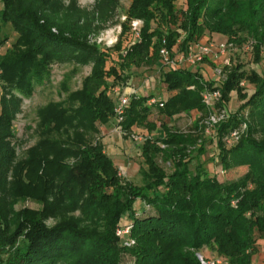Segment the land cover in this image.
Masks as SVG:
<instances>
[{
  "label": "trees",
  "instance_id": "trees-1",
  "mask_svg": "<svg viewBox=\"0 0 264 264\" xmlns=\"http://www.w3.org/2000/svg\"><path fill=\"white\" fill-rule=\"evenodd\" d=\"M0 4V22L9 25L25 47L23 52H8L0 59V264H120L124 253L133 257L134 264H199L195 254L204 247L227 264H251L257 253L255 236L264 242V139L254 138L264 132V70L261 75H245L237 65L227 68L226 80L216 87L213 81H203L198 66L165 68L161 81L173 93L165 101L147 105L153 95L130 98L124 119L117 124L123 132L134 127L155 129L149 122L152 107L169 119L181 113L205 112L200 97L205 88L219 90L222 101L237 91L242 102L219 127V145L240 123L245 122L248 129L246 137L230 149L222 143L218 153L224 170L244 166L247 173L235 181L220 182L200 164L190 170L193 158L204 152L201 145L190 158L186 150L194 141L161 125L164 136L140 147L147 168L139 171L142 185L135 186L117 178L118 168L101 143L91 145L86 140L97 133L96 123L107 124L113 116L115 104L107 88L112 89L118 76L113 68L110 75L105 73L104 54L87 38L115 22L118 1L93 0L90 8L81 7L77 0H0ZM186 6L183 21H179L176 0H132L128 19L142 20L145 25L140 42L128 47L126 61L135 63L148 56L155 60L162 40L168 50L177 45L180 52L198 43L204 34L225 36L233 45L240 42L235 41L239 31L256 40L255 61L259 62L264 0H186ZM167 23L176 28L163 33L160 25ZM5 39H0V46ZM53 64L88 66L90 75L83 90L70 95L73 102L79 101L77 107L59 106L46 113L47 129L51 127L52 133L40 144L39 157L32 156L26 165V177L37 173V168L41 174L30 176L37 180L33 185L26 183L24 196L41 184L52 202L35 216L28 218L24 211L18 218L15 205L25 183L20 185L17 176L18 143L13 125L22 112L23 99L47 78L48 65ZM107 75L114 76L111 84ZM242 80L254 85L250 96L241 93L238 84ZM245 109L247 120H242L238 111ZM69 132L72 135L62 137ZM159 155L172 163L170 173L155 162ZM71 157L77 158L72 166L66 162ZM77 200L83 203L79 209L95 215L91 222L99 217L101 230L44 225L42 216ZM128 213L132 215L126 238L135 240L132 249L123 247L114 235Z\"/></svg>",
  "mask_w": 264,
  "mask_h": 264
},
{
  "label": "rangeland",
  "instance_id": "rangeland-1",
  "mask_svg": "<svg viewBox=\"0 0 264 264\" xmlns=\"http://www.w3.org/2000/svg\"><path fill=\"white\" fill-rule=\"evenodd\" d=\"M81 7L90 8L93 0H77ZM118 8L115 22L107 29L100 32L97 35H91L87 38V41L95 45L105 56L106 63L104 66L105 73H109L112 68L118 74L116 80L113 81L112 89L107 88V94L116 104L118 96L123 95L129 98L135 95H153L156 101H165L169 95L173 94L166 90L165 85L161 81V73L165 70L160 64L159 55L155 60H149L145 58L138 60L135 63L126 61L128 47L133 43H139L141 39V30L145 23L139 19H128L129 11L132 5V0H117ZM176 8L178 13L176 14L179 21H183V13L186 11V0H176ZM1 10V4H0ZM158 17L156 18V22ZM133 21H139V37L135 38L131 23ZM163 26V33H168L169 30H174L176 26L171 23H167ZM159 26V27H160ZM154 26H152L153 28ZM151 28V29H152ZM182 33V32H181ZM182 36V34H180ZM215 34H204L198 40V43L213 42L215 44H224L227 42V38L222 36L218 40L214 41L213 36ZM218 35V34H217ZM4 37V43L0 46V59L4 57L8 52L20 53L25 51V47L21 42L17 40V36L9 25H4L0 22V39ZM240 41L239 43L231 44L227 55L223 58H205L198 66L204 65L206 68V74L203 81H213L214 84L220 86L227 78V72L230 67L236 65L244 71L245 75L250 72H255L257 75H261L264 70V44L259 47V62L255 61V44L256 40L246 38L245 33L237 32L236 36ZM240 39V40H239ZM155 43V39L152 40ZM172 53L178 52L177 45L172 48ZM149 54H153V50L150 49ZM225 61L227 64H225ZM161 66V68H160ZM219 68L221 70L219 75L214 73V69ZM160 68V69H159ZM227 69V70H226ZM48 76L41 84H35L32 95L29 98H24L22 102V112L19 114L14 122L13 130L15 140L18 143L17 149V161L16 170L17 176L20 177L19 184L25 183L20 187L19 192L22 193V197L19 198L15 205V212L18 218L27 211L26 217L35 216L36 213L42 212L46 208V203H51L52 198L46 195L43 188L40 186L34 187L32 194L25 195L26 183L31 185L35 184L36 177L39 173V168L36 169L37 173L30 174L29 178L25 176L26 165L32 156L39 157L38 153L42 151L40 144L50 136L51 127L47 129L46 113L52 110L54 107L61 106L62 108L71 109L77 107L79 101H72L70 95L74 92H81L84 88L85 79L90 75V67H78L72 64L63 65H48ZM109 71V72H108ZM107 75V82L112 83L114 76ZM147 84V85H146ZM238 87L242 89V94L250 96L254 91V85L250 84L247 80H242ZM114 89H119V94L113 92ZM205 88L200 92L215 91ZM219 98L212 101L209 106H205V112L199 113L192 111L190 113H181L172 118H166L161 116L155 107L151 108L149 116V122H151L156 128L149 131L144 128H131L129 132L121 131L114 121V114L110 118L107 124L96 123L97 133L87 136V141L93 145L95 143H101L104 153L111 159L114 165L118 168L117 178L121 181H129L135 186L142 185V180L139 174L141 169H146L144 159L141 155V146L144 144H136L129 140L131 134L139 136H146L147 140H155L164 136V129H168L170 132L187 136L194 141L193 145L187 147L186 155L190 158L196 155L199 145L203 147V154L197 159L193 158L190 165V170H193L196 164L202 165L210 174L220 182L235 181L247 173V168L244 166H231L229 169L224 170L220 164L218 153L219 146L223 143L226 149L233 147L241 138L247 135V124L245 122L240 123L237 128L230 130L226 133L219 145L218 129L222 123L227 122L231 115L236 113L241 101L237 91H232L227 101L221 100V93L219 90ZM202 99V98H201ZM73 102V103H72ZM148 105V104H147ZM45 113V114H44ZM239 117L242 120H247V109L238 111ZM44 114V116L42 115ZM215 116L219 118L216 123H211L210 117ZM164 125L165 128H162ZM46 129L48 131H46ZM235 133V134H234ZM72 133L63 135L66 138ZM257 141L264 139V132L254 135ZM146 140V141H147ZM145 141V142H146ZM158 146L163 149L164 146L159 143ZM34 153V154H33ZM77 158L71 157L66 159V162L72 166ZM157 165L166 173H170L172 170V163L167 161L164 156H157L155 158ZM38 183V182H37ZM29 184V186H30ZM32 187V186H31ZM46 197L47 202L41 200ZM82 200V199H81ZM81 200L73 201L71 203L63 204L60 209L55 211L52 215L42 216L43 223L48 228L57 227L63 224H72L75 228L82 231H94L101 230L100 219L91 222V215L88 209L79 207L83 204ZM232 205H235L232 203ZM141 207V206H140ZM132 214H125L123 219H120L118 226L115 228L114 235L119 240V243L126 249H132L136 242L133 238H130V243H127L124 236H117L116 232L118 227L125 228L131 219ZM127 216V217H125ZM103 223V222H102ZM256 238L257 253L252 257L251 264H264V242ZM126 242V243H125ZM197 253L201 254L204 258H218L210 248L204 247ZM196 255V254H195ZM220 258V257H219ZM227 264L226 260L222 258ZM64 264V263H58ZM120 264H134V259L129 254L124 253L121 256Z\"/></svg>",
  "mask_w": 264,
  "mask_h": 264
},
{
  "label": "built area",
  "instance_id": "built-area-1",
  "mask_svg": "<svg viewBox=\"0 0 264 264\" xmlns=\"http://www.w3.org/2000/svg\"><path fill=\"white\" fill-rule=\"evenodd\" d=\"M139 21H133L131 23V28L134 34V37H139ZM231 44L227 42L224 44H215L213 42H206V43H195L190 45L186 51L177 53H172V51L168 50L165 46V41L162 40V46L159 50V58L160 64L164 68H171V69H179V68H191L195 67L200 64L206 57L207 58H218V57H225L229 51ZM225 64L227 62L225 61ZM221 70L219 68L214 69V73L219 75ZM114 93L117 95L119 94V89H114ZM219 92L217 90L212 92L205 91L201 94L202 102L205 106H209L212 101L217 100L219 98ZM157 102L154 98L147 102L148 105L154 104ZM130 98L127 96L120 95L118 96V101L114 105L113 114H114V121L116 124H119L123 121L126 108L129 106ZM162 106V104H159ZM219 118L215 116L210 117L211 123H216ZM235 134V133H234ZM129 140L133 143L140 144L145 142L148 138L146 136H139L136 134H131ZM124 227V226H123ZM123 227H118L116 235L119 237L124 236L127 243H130V239H127V235L129 234L130 227L128 225ZM125 242V243H126ZM196 258L199 264H226L222 258H204L201 254L196 253Z\"/></svg>",
  "mask_w": 264,
  "mask_h": 264
},
{
  "label": "crops",
  "instance_id": "crops-1",
  "mask_svg": "<svg viewBox=\"0 0 264 264\" xmlns=\"http://www.w3.org/2000/svg\"><path fill=\"white\" fill-rule=\"evenodd\" d=\"M220 37H222L221 35H217V34H215L212 38H213V40L214 41H216V40H218L217 42H219V38ZM222 38H224V37H222ZM198 66V65H197ZM197 66H195V67H197ZM160 68H161V66H160ZM159 68V69H160ZM193 67H191V68H187L186 67V69H192ZM198 69H199V74L204 78V75L206 74V68H205V66L204 65H200V66H198ZM147 85V84H146ZM170 96V95H169ZM168 96V97H169Z\"/></svg>",
  "mask_w": 264,
  "mask_h": 264
}]
</instances>
